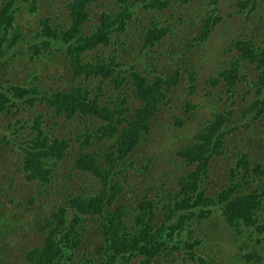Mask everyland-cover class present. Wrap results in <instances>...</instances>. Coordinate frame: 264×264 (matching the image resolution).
Masks as SVG:
<instances>
[{
    "label": "trees",
    "instance_id": "obj_1",
    "mask_svg": "<svg viewBox=\"0 0 264 264\" xmlns=\"http://www.w3.org/2000/svg\"><path fill=\"white\" fill-rule=\"evenodd\" d=\"M179 1L185 3L189 0ZM215 1L208 0L207 3L213 4ZM251 1L252 9L259 3L260 9H264V0H239L238 4L246 5ZM58 2L35 0L36 4L32 6L30 0H0V59L10 50L12 56H17L19 50L15 45L20 40H27L26 33L13 17L15 12H21L22 8L27 7L29 10L25 9L26 14L32 18L38 15L41 9L39 5L54 6ZM169 2L170 0H68L64 4L65 13L58 6L55 13L56 18L67 14V27L52 24L49 15L41 19L40 31L33 34L37 41L30 46L33 49L30 57L42 55L51 60L53 53L65 55L67 70L56 78H65L69 74L74 83L67 88H59L54 82L41 85L38 82L39 73L35 70L24 82L21 79L12 82L15 77L12 71L9 72L11 76L7 85L0 80V120L32 110L29 120L25 119L23 122L18 118L14 124L11 119L7 120L6 127L11 130L8 136L6 132L0 133V143L3 141L5 144L18 146V151L22 154L19 167L23 178H37L41 184L39 192L50 196L49 202L52 203L50 215L43 219L44 222L39 227L40 231L48 229L45 243L25 252L27 262L58 264L60 258L72 256L74 253L69 255L67 250L80 246L86 224L91 220L97 224L99 240L84 264H175L178 255L172 253L182 251L188 254V258L183 257L187 262L211 264L212 258L209 261L196 254L195 248L201 240L194 238L189 241L194 228L191 230L188 226L195 219L201 229V221L220 211L221 226L214 225L211 230L214 239H217L215 242L222 245L220 249L223 246L229 249L234 248V242L240 241L237 248L239 257L230 249L226 260L231 263L234 261V264H264V157L256 159L257 154L264 153V31L261 27L252 29L257 41L253 36L232 37V41L212 65L213 72L204 79L208 94L213 88H219L225 93V107L212 106L210 116L197 129L194 140L176 151L175 156L183 162L172 161L173 165L164 174L170 176L175 170L181 173L176 179L177 189L166 192L167 182L159 181L157 185H149L139 197L134 192V203H130L131 200L124 202L129 193L124 191L130 173L127 170L133 167L136 157L145 153L142 142L147 139L152 116L160 111L161 103L173 101L174 95L170 96V92L181 83V69L188 75V91L195 90L198 66L203 67L204 50L203 43L193 47L195 44L190 40L205 41L221 18L209 15L196 35L189 41L179 43L180 49H174L177 60L167 63L171 68L168 73L156 72L155 68L158 66H144L143 70H139L135 67L137 58L154 51L152 47L168 35L170 24L158 27L155 14L150 13L148 25L137 38H130L125 32L130 31L137 8L159 12ZM104 4L109 11L102 10L97 14V19L92 21L90 8ZM235 17L234 24L238 25V31L259 23L257 19L245 23L242 19L238 20V15L235 14ZM32 20L27 19V23ZM119 40H122L121 50L113 42ZM127 43L130 63L122 66L119 61L126 58L123 50H126ZM227 51L233 53L231 59L226 61L220 56ZM38 60H33L34 69L41 64L35 62ZM191 60H195L196 64H191ZM4 63L5 60L1 62L0 74L4 67H8ZM244 70L252 71L253 75L243 72ZM247 76H251L248 80L249 89L240 98L241 105L237 110L234 106L237 86ZM93 79L108 85L105 86L108 88L106 93L108 98L115 100L114 105L108 101H99L102 95L100 83L95 85L98 92L90 95L84 84ZM132 99H141L142 104L135 107L133 114H127L132 110V103L130 106L128 101ZM221 99V93H215V102L214 99H209V104H215ZM176 105L181 113L175 115V124L180 126L185 121L184 115L194 113L197 108L189 100ZM182 108L183 111L180 110ZM77 113L81 117L86 115V122L92 117L99 121L94 127L86 128L82 134L75 133L69 138L67 135L49 136L48 116L55 120V124L72 120L73 125ZM21 127H27L28 131L20 134ZM238 130L246 133V136L244 138L240 135L237 141L242 150L235 153L237 160H234L229 171L230 179L225 184L221 181L219 185L222 187L215 194H207L208 186L203 185V182L211 174L209 162L214 156L227 152L226 144ZM22 137L24 139L21 140ZM257 138L259 139L256 140ZM17 139L21 141L18 142ZM255 144H259L256 154L246 151L253 149ZM153 155H147L146 164L141 170H145L148 163L153 161ZM63 163L68 168L62 167ZM126 164L128 166L124 168ZM185 166L188 168L181 172ZM250 173L261 178L252 190L250 185L253 179L241 182ZM85 174L100 182L98 193H90L80 187L85 182L94 186L95 181H88ZM152 191L159 193L157 199H154ZM160 191L164 194H160ZM32 200L33 197L30 202L23 203L20 200L15 202L12 197L8 198L7 203L11 208L7 209L19 213L21 206L32 205ZM0 204L4 206L5 200H0ZM7 209H0L1 216L12 223L13 218H7ZM67 213L70 217H66ZM40 214L42 212L37 210L32 221H38ZM183 231L186 232L185 239L175 240Z\"/></svg>",
    "mask_w": 264,
    "mask_h": 264
},
{
    "label": "rangeland",
    "instance_id": "obj_2",
    "mask_svg": "<svg viewBox=\"0 0 264 264\" xmlns=\"http://www.w3.org/2000/svg\"><path fill=\"white\" fill-rule=\"evenodd\" d=\"M30 1L32 3V6H35V0ZM58 1L59 2L54 6H50L49 4L45 6L39 5L41 9L39 10L38 15H35L32 18H29L28 14H26V11L29 10L27 7L25 8L26 11L24 8H22L21 12L20 10H18V12H15L13 14L16 22L21 25L22 29L26 33L27 40H20L15 45L17 47V50H19L17 56H12V50H10L5 54L4 57L0 59V66L2 65L1 62L3 60H5L4 66H8L4 67V70L1 71L0 80L2 84H8L9 77L11 76L9 75L10 71H12V74L16 77H14V80H12V82H17L19 81L18 79H21L24 82L30 78V73L35 70L39 73L38 82L41 85L47 83L51 72L58 73V75L65 73L66 67H64V65L66 57L63 54L53 53L51 54V60L44 58L42 55H34L32 56V58L30 57V55L33 53V49L32 47L30 48V46H33V44L37 41V37H34L33 34H36L40 31L41 19L51 16L49 18H51L52 24H60V26L63 28L67 27L69 22V20L67 19V14H61L59 18H56L55 13L57 11V6L61 7L60 10H63V13H65L66 9H64V4L68 0ZM207 1L208 0H189L188 2L183 3L179 0H170L169 5L164 7L159 12L148 11L144 8H137V11L135 10V20L130 28V31L128 32L127 30L125 32L126 35L130 38H137L140 33H142V29L148 25L150 21L148 16L150 15V13L155 14L156 20L157 22H159L158 27L170 24V29L167 33L168 35L164 36L162 40H160L152 47V50L154 49V51L151 54H143L139 56L136 60L135 66L139 70H143L144 66L153 68L155 66H158V68H155L156 72L164 71L168 73L169 71H171V68L167 63H170V61L172 60H177V54L175 53L174 49H180L179 43L189 41L190 38L193 37V35H196L199 32L203 21H205V18L209 15L221 17L217 21L215 27L211 30L209 36L205 39V41L193 42L190 40V42L195 44L193 47L199 45L200 43H203L202 50H204V60L202 61L203 67L200 65L198 66L199 75L197 77V81L194 83L195 90L194 92L188 91V75L186 74V71L184 69H181L179 71L181 76V83L176 85L174 87V90L170 92V96L174 95L173 101H169L168 103L163 102L160 104V111H158L157 114L153 115L151 118L152 122L149 128V133L147 134V139L142 142L145 153H142L139 157H136V162L134 163L133 167L127 170V173H130L127 177L128 183H125L124 191L129 193L126 195L127 199H125L124 202H129V200H131L130 203H134V192H137V197H139L149 185H157L159 181L167 182L166 192H171L172 190L177 189L175 183L177 177L181 173L175 170V173L169 174L170 176L164 174L165 171H167L170 166L173 165L172 161H176V163L183 162L182 159H178L175 156L176 151L181 146L194 140V134L196 133L197 129L201 124L203 125L204 120H206L210 116V110L212 106H216L217 108L225 107L223 102V99L225 98V96L223 95L224 92H222L219 88H213L211 89L210 94H208L204 79H206L213 72L211 68L212 65L214 64L215 60L218 59L223 49H225L232 41V37L235 36L236 38H240L245 36L246 38H248V36H253L254 38L256 37V34L252 29L261 27L264 31V9H260L261 3L256 4L255 8L252 9V1L246 5H239V0H216L213 4H208ZM256 1L259 2L261 0ZM213 7L214 9L212 10ZM113 9L114 8H111V11H114ZM102 10L109 11L108 6L105 4L100 7L92 6L90 8L91 20L95 21L97 19V14ZM235 14L239 16L238 20L242 19L245 23L254 21L253 19L259 20V23L248 26L247 28L238 31V25L234 24V19H236ZM27 19L33 20L31 23H27ZM238 20L235 23H237ZM246 32L248 35L245 34ZM121 36L124 38V35ZM113 42L114 46H116L119 50L122 49V40ZM125 47L126 50H123V54L126 55V58H121L119 61L120 63H122V66H128L126 64L130 63L129 58H131L128 55V43L125 44ZM144 50L149 51L150 49ZM107 51L108 49L105 50V52ZM231 53L233 52L227 51L223 53L220 58L222 57L226 61L230 60L232 57ZM12 58L15 60V62H13L14 60H11ZM34 59H39L35 62L41 63L36 66L37 69H34ZM190 63L196 64L195 60H191ZM191 68L193 69L192 66ZM243 72L249 73L251 74V76L253 75L252 71L250 70H244ZM144 73L151 75V73L149 72L144 71ZM251 76H247L245 80L241 81L237 86L238 93L236 95V102L234 105L237 107V110L241 105L240 98L243 97L245 91L249 89L248 80L251 79ZM69 78L70 77L67 76V80L58 86L61 88L71 86L74 81L72 80V78ZM106 82L110 84L108 81ZM97 83L102 84V95L99 101L101 103H105V101H108V103L114 105L115 100L110 99L108 98L109 96H107L106 92L108 88H105V86L108 85L106 83L100 82V80L98 79H93L92 81L85 82L84 85L89 89L90 95L93 96L98 92L95 87ZM215 93H221L222 99L215 104H209V99H214L215 102ZM186 100H189L192 103L196 104L197 109L194 111V113L189 112L188 114H185L184 123L178 126L177 124H175V115L181 112H179L176 104H181ZM128 101L130 106L132 103V110H129L127 114H133L135 107L142 104L141 99H132ZM180 110L183 111V108ZM22 112L23 113H21L20 115H13V117L9 115L5 120H0V130H2L0 133L4 134L6 132V135L8 136V132L11 130L10 128L8 129L6 127V122L8 119H11L13 121L12 123L14 124V122H16L18 118H21V121L24 122L25 119L29 120L30 117H32V110L28 109L27 111ZM85 117L86 115L81 117V114L77 113L76 118L74 117L75 119L73 120V125H71L72 120H68L65 123L61 121L55 124V120L48 116L47 123L50 128L48 129V131H50L49 136L57 134L59 136L67 135V137L69 138L75 135V133L82 134V132L86 128L94 127L95 123L99 121L98 119H94L92 117V119H88L89 121L86 122L87 119H85ZM100 123L104 122L100 121ZM25 131H28L27 127L20 128V134L24 133ZM69 131L72 133L70 134ZM240 135L245 138L246 133L244 134L241 130L233 133L226 144L227 152L220 156H214L210 160L209 170L211 174L210 177H208L203 182V185L208 186L207 194H215L222 187H220L219 185L221 181H223L222 183L225 184L228 182V179H230L229 171L231 169V166H233L234 162L237 160L235 153L237 150H242L241 144L237 142ZM22 139H24V137H22L21 140ZM258 139L259 138H257L256 140ZM17 140L18 142L21 141L20 139ZM258 145L259 144H255L253 149H248L246 151H251V154H256V150L259 149L257 148ZM0 147V200H5L4 206L0 204V209L4 207L6 209L11 208V206H8L9 204L7 203V199L11 197L15 202L20 200L23 203H27L30 202V199L32 197V201H34L32 205L21 206L19 213L7 209V218H13L12 223L5 220L0 213V264H18V262L19 264H21V262L23 264H33L32 262H27L26 256L24 255L27 250L35 247H40L45 243V237L47 236L48 229H43L44 231H40L39 227L42 226V223L44 222L43 219L48 218V215H50V212L52 210V203L49 202V199L51 198L50 196H46L45 192H39L41 184L37 178H23V172L21 173L19 167L22 160V154L20 150L18 151V146L16 144H5L2 141L0 143ZM152 153L154 154L152 156L153 161H150L148 163V167L145 170H141V168H143V165L146 164L147 155H150ZM259 157L263 158L264 153L257 154L256 159H258ZM252 164H249V166L252 167ZM127 166L128 165L126 164L124 168ZM62 167L68 168L66 163H63ZM187 168V166L183 167L181 169V172H184V170ZM124 173L127 174L126 172ZM85 175L88 181H95L93 183L94 186H90V183L85 182L80 185V187L83 190L90 191V193H98V189L101 187L100 182H98V180H95L94 177L89 174ZM252 179L253 182L250 185V190H252L257 185V180H261V178H256L252 173H250L249 175H245L241 182H243L244 180L251 181ZM159 188L160 185L158 186V189ZM131 190H133V193L131 192ZM151 193L155 197L154 199H157V195H159V193H156L154 191H152ZM160 194L164 193L160 191ZM122 199H124V197L120 200ZM37 210L42 212V214H40L38 221H32L33 214ZM158 214L159 216L161 215L160 213ZM219 216L220 211H216L211 217L205 218L203 221H201L200 227L202 230L199 229L196 220H192L193 223L192 225L188 226V229L193 230L194 228V232L192 233V238H190L189 241L194 240V238H197L198 241L201 240V243L198 244V246L195 248L196 254L198 256L204 257L209 261H211L210 259L212 258L213 264H234V261L231 263L230 261H227L225 257L227 255H230V249L234 251V254L236 256L239 255V252H237V248L240 245V241L234 242V248L225 249V246H223L220 249L222 245L215 242L217 241V239H214V235L211 232L214 225L215 227L217 225L221 226V223H219V219L221 216ZM66 217H70L69 213L66 214ZM5 222L6 224H3ZM86 226L87 228L82 236L80 246L78 248L75 247L68 249L67 254L70 255L72 252L74 254H72V256L68 258H60L61 260L58 264H84V260L90 257L89 252L94 250L99 240V236L96 230L97 224L89 220ZM185 235L186 232L183 231L175 237V240L185 239ZM219 250H222V252H219ZM179 253H172L178 255L175 264H193L192 261L187 262L186 260H183V257H187L188 255L186 252L182 251L180 254ZM67 254H65V256H67ZM169 264L173 263L170 262Z\"/></svg>",
    "mask_w": 264,
    "mask_h": 264
},
{
    "label": "clouds",
    "instance_id": "obj_3",
    "mask_svg": "<svg viewBox=\"0 0 264 264\" xmlns=\"http://www.w3.org/2000/svg\"><path fill=\"white\" fill-rule=\"evenodd\" d=\"M86 28H88V24L86 25ZM64 67H66V69H65V71L67 70V60L65 59V65H64ZM55 72H51L50 73V75H49V80L47 81V83H52V82H54L56 85H60V84H62L63 82H65L66 80H67V76L68 77H70V75L68 74L65 78H59V79H57L56 78V75H58V73H55ZM71 78V77H70ZM69 78V79H70ZM59 87V86H58ZM59 88H61V87H59ZM65 88H67V87H65ZM222 218V217H221Z\"/></svg>",
    "mask_w": 264,
    "mask_h": 264
}]
</instances>
